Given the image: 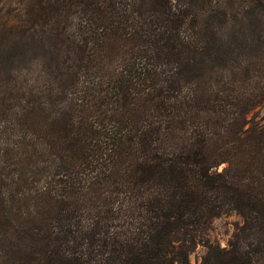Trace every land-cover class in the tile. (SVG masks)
Listing matches in <instances>:
<instances>
[{
	"label": "trees",
	"instance_id": "1",
	"mask_svg": "<svg viewBox=\"0 0 264 264\" xmlns=\"http://www.w3.org/2000/svg\"><path fill=\"white\" fill-rule=\"evenodd\" d=\"M17 12L21 50L46 58L0 70V264H190L197 244L196 264H264V123L247 118L264 0ZM230 212L220 248L205 232Z\"/></svg>",
	"mask_w": 264,
	"mask_h": 264
},
{
	"label": "rangeland",
	"instance_id": "2",
	"mask_svg": "<svg viewBox=\"0 0 264 264\" xmlns=\"http://www.w3.org/2000/svg\"><path fill=\"white\" fill-rule=\"evenodd\" d=\"M25 1L28 0H0V70L4 76L8 74L13 76V70H16L14 75L18 74L20 68H27L26 63L30 60L43 61L46 58L41 54L30 53V46L26 48L27 52L22 51L19 46L23 43V40L19 34V13L17 10L21 8V3ZM21 54L23 55L19 56ZM23 56L27 59L24 62L21 61ZM247 118L250 121L264 123V104L250 111ZM240 224L241 218L234 212L219 215L211 220L205 232V238L211 244L225 248ZM205 252L206 248L197 244L188 254L190 264L199 263Z\"/></svg>",
	"mask_w": 264,
	"mask_h": 264
}]
</instances>
